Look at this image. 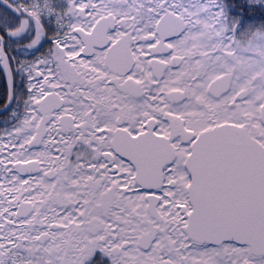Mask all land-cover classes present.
I'll return each mask as SVG.
<instances>
[{
    "label": "snow or ice",
    "instance_id": "1",
    "mask_svg": "<svg viewBox=\"0 0 264 264\" xmlns=\"http://www.w3.org/2000/svg\"><path fill=\"white\" fill-rule=\"evenodd\" d=\"M0 264H264V0H0Z\"/></svg>",
    "mask_w": 264,
    "mask_h": 264
},
{
    "label": "flooded vegetation",
    "instance_id": "2",
    "mask_svg": "<svg viewBox=\"0 0 264 264\" xmlns=\"http://www.w3.org/2000/svg\"><path fill=\"white\" fill-rule=\"evenodd\" d=\"M7 127L6 124L3 122L2 119H0V133L3 132L4 128Z\"/></svg>",
    "mask_w": 264,
    "mask_h": 264
},
{
    "label": "trees",
    "instance_id": "3",
    "mask_svg": "<svg viewBox=\"0 0 264 264\" xmlns=\"http://www.w3.org/2000/svg\"><path fill=\"white\" fill-rule=\"evenodd\" d=\"M4 87V82L0 81V90H2Z\"/></svg>",
    "mask_w": 264,
    "mask_h": 264
}]
</instances>
